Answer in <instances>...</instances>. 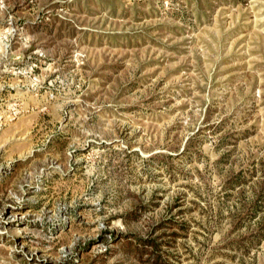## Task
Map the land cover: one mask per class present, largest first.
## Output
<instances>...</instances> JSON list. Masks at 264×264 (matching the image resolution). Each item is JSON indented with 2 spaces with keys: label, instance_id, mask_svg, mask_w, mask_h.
Instances as JSON below:
<instances>
[{
  "label": "rangeland",
  "instance_id": "1",
  "mask_svg": "<svg viewBox=\"0 0 264 264\" xmlns=\"http://www.w3.org/2000/svg\"><path fill=\"white\" fill-rule=\"evenodd\" d=\"M0 264H264V0H0Z\"/></svg>",
  "mask_w": 264,
  "mask_h": 264
}]
</instances>
